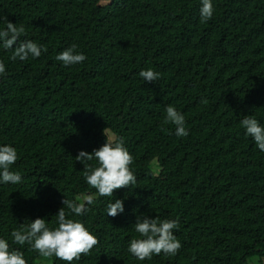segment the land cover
<instances>
[{"label":"trees","instance_id":"trees-1","mask_svg":"<svg viewBox=\"0 0 264 264\" xmlns=\"http://www.w3.org/2000/svg\"><path fill=\"white\" fill-rule=\"evenodd\" d=\"M213 2L201 23L199 0H0V25L22 24L47 48L24 62L0 50V142L17 147L24 177L0 185V235L95 192L75 157L101 146L106 128L126 141L137 184L114 190L123 214L107 217L109 198L99 197L81 218L99 244L78 264L264 261V153L239 127L242 115L264 122V0ZM73 43L87 60L65 68L55 55ZM147 67L161 74L155 83L138 76ZM168 104L184 113L187 137L164 122ZM148 212L179 219L176 257L126 252L131 224Z\"/></svg>","mask_w":264,"mask_h":264},{"label":"clouds","instance_id":"clouds-1","mask_svg":"<svg viewBox=\"0 0 264 264\" xmlns=\"http://www.w3.org/2000/svg\"><path fill=\"white\" fill-rule=\"evenodd\" d=\"M199 4L200 22L207 23L215 14L214 2L199 0ZM0 50L10 52L7 59L13 62L35 60L47 52L43 43L27 37L22 24H13L7 18L0 25ZM55 60L68 68L83 64L87 56L73 43L58 51ZM6 72L7 63L0 58V77L5 76ZM160 75L152 67L142 68L138 72V76L149 83H155ZM164 114V122L175 126L178 138L189 135L186 117L175 105H166ZM239 127L255 149L264 153V122L254 114H247L242 115ZM103 135L106 140L101 146L93 148L91 152L80 150L75 157L83 165L84 182L95 192L77 195L73 199L65 198L63 206L51 219L47 216L26 218L7 234L0 235V264H29L26 252L34 253L42 261L55 258L63 264H78L82 256H88L99 244L97 234L81 219L92 210L97 198H109L105 207L107 217L124 213V200L116 198L114 190L132 189L137 184V174L132 167L135 158L123 137L115 133L109 135L106 128ZM19 159L14 143L0 142V185L22 184L24 177L17 166ZM130 228L134 235L127 240L126 252L136 261H151L153 257L161 255L174 258L183 247L175 235L180 229L178 218L153 217L151 212L140 213Z\"/></svg>","mask_w":264,"mask_h":264},{"label":"rangeland","instance_id":"rangeland-1","mask_svg":"<svg viewBox=\"0 0 264 264\" xmlns=\"http://www.w3.org/2000/svg\"><path fill=\"white\" fill-rule=\"evenodd\" d=\"M109 135H111L109 133ZM153 171L155 173H159L160 172V168L158 166L157 163H154L153 164ZM37 264H52L51 260H48V261H42L41 259L39 260V262ZM249 264H264V261H262L260 258H253L249 261Z\"/></svg>","mask_w":264,"mask_h":264}]
</instances>
